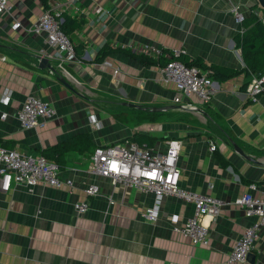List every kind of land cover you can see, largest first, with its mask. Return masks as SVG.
<instances>
[{
  "label": "crops",
  "instance_id": "obj_1",
  "mask_svg": "<svg viewBox=\"0 0 264 264\" xmlns=\"http://www.w3.org/2000/svg\"><path fill=\"white\" fill-rule=\"evenodd\" d=\"M54 3L80 22L69 33L75 61L61 63L44 36L30 32L46 9L41 0H9L10 12L0 14V57H4L0 58V92H12L10 104L0 107V114L7 113L0 117V146L37 155L85 132L94 146L66 154L60 171L73 179L72 194L41 184L32 189L14 184L7 192L0 191V263L223 264L250 222L233 200L252 182L264 190V96L250 101L245 87L241 88L250 77L240 74L213 81L211 100L203 103L191 96L188 100L197 110H184L173 102V87L159 84L158 66H142L121 54L108 55L101 62L94 59L109 43L153 55L163 49L179 51L199 56L206 64L241 68L244 63L233 38L238 25L231 7L239 5L247 15L254 1L48 0V5ZM16 21L19 27L13 25ZM41 57L53 68L43 67ZM104 61L120 71L114 74ZM31 94L51 102L56 115L42 127L25 130L15 113ZM151 107L160 110H148ZM113 108L125 115V121L113 117ZM145 110L163 118L152 122L136 117ZM91 114L102 123L100 128L91 125ZM134 134L152 137L148 146L156 150L164 149L167 140H180V184L225 201L214 221L209 215L203 217L210 236L207 246L195 245L174 230L191 216L192 205L165 196L157 221L147 222L140 212L152 205L151 193L125 190L88 172L96 146L131 140ZM210 143L216 146L213 151ZM220 157L229 164L223 166ZM91 182L99 185L100 194L89 199L87 212L78 214L74 204L85 199L83 187ZM251 253L252 260L236 264H264V229Z\"/></svg>",
  "mask_w": 264,
  "mask_h": 264
},
{
  "label": "built area",
  "instance_id": "obj_2",
  "mask_svg": "<svg viewBox=\"0 0 264 264\" xmlns=\"http://www.w3.org/2000/svg\"><path fill=\"white\" fill-rule=\"evenodd\" d=\"M226 1L232 3L234 0ZM10 8L9 0H0V14L9 13ZM231 9L238 25L237 31L243 32L244 13L239 5H232ZM61 12L63 9L60 3L49 4L32 24L30 32L43 35L45 42L55 51V57L61 63H67L77 60V56L74 43L60 28ZM262 20L264 23V18ZM13 25L19 27L20 22L16 21ZM140 51L150 53L147 50ZM173 53L178 54L179 51ZM0 58L4 59V57ZM104 65L110 66L114 74L120 71L109 61H104ZM157 69L159 84L173 87L176 92L173 102L179 104L182 109L197 110V107L188 100L191 96L197 97L203 103L211 100L214 82L197 67L171 59ZM244 93L250 101H258L264 96V73L251 75L245 85ZM11 99V90H2L0 107L8 106ZM55 115L54 105L35 94L28 95L15 113L19 126L25 130L42 127ZM6 116L5 111L0 114L1 118ZM89 121L94 129L102 126L94 114L89 115ZM180 147L181 141L178 139L167 140L166 147L161 150L132 140L98 145L90 156L88 172L109 178L113 186L121 185L125 190L134 189L142 193H151L152 205L140 212L142 219L147 222L157 221L161 200L165 196H173L192 205L191 216L182 225L174 226V230L190 238L195 245L207 246L210 236L208 225L202 222L203 217L209 215L210 221H214L225 201L216 196L190 190L180 184L178 162ZM215 148V144L210 143L209 149L213 151ZM14 184L24 185L28 189L39 184L47 185L66 189L69 194H72L75 188L73 179L63 177L57 165L48 161L43 155L23 154L15 149L0 146V191H9ZM260 189L257 183H249L242 195L233 200V204L242 209L250 222L244 227L223 264L245 262L259 232L264 229V190ZM83 193L85 199L74 204L78 214L88 211L89 199L100 194V187L97 183L91 182L83 187ZM108 201L110 204L113 203L111 197Z\"/></svg>",
  "mask_w": 264,
  "mask_h": 264
},
{
  "label": "trees",
  "instance_id": "obj_3",
  "mask_svg": "<svg viewBox=\"0 0 264 264\" xmlns=\"http://www.w3.org/2000/svg\"><path fill=\"white\" fill-rule=\"evenodd\" d=\"M249 6V12L245 15L242 21L243 32L237 31L234 34V42L237 49L240 50V55L243 60V67L233 68L219 64H206L199 56L187 55L184 52L174 54L172 50L163 49L157 55L146 53L144 51H137L130 47H123L121 45L111 46L105 43L97 52L95 61H103L108 55L121 54L138 61L142 66H160L165 64L168 60L175 59L182 63L195 66L200 71L205 72L208 78L212 81L223 82L229 80L237 75L244 74L246 78L253 74L264 73V8L260 7L256 0H253ZM41 2L48 7V0H41ZM80 22L69 16L66 12H61L60 28L70 38L71 30L77 28ZM71 39V38H70ZM75 47V46H74ZM246 82L241 87H245ZM113 117L117 120H124L125 115L114 114ZM140 120L147 119L152 122L160 121L163 116L156 112L139 111L136 115ZM132 135L131 140L139 144H151L152 137ZM94 146L90 136L87 132L78 133L69 136L68 138L49 146L40 151L48 161L54 162L59 169H63L66 165V154L69 151L85 152L89 151ZM221 164L226 166L229 164L226 160L220 157Z\"/></svg>",
  "mask_w": 264,
  "mask_h": 264
},
{
  "label": "water",
  "instance_id": "obj_4",
  "mask_svg": "<svg viewBox=\"0 0 264 264\" xmlns=\"http://www.w3.org/2000/svg\"><path fill=\"white\" fill-rule=\"evenodd\" d=\"M256 3L260 6V7H262V8H264V0H256ZM40 63L41 64H44L43 65V67H48V68H53L48 62H47V60L45 59V58H43V57H41L40 58ZM59 79H60V82L62 83V84H64L66 87H70V85H69V83L63 78V77H59ZM123 105H126V106H133V107H136V108H140V109H144V108H142V107H140L139 105H134V104H130V103H123ZM148 110H150V111H159L160 109H158V108H154V107H151V108H149ZM233 146L237 149V151L241 154V155H243V156H245L246 157V155L244 154V152L242 151V149H240L235 143H233ZM252 258H253V254L250 252L248 255H247V258L246 259H251L252 260Z\"/></svg>",
  "mask_w": 264,
  "mask_h": 264
},
{
  "label": "rangeland",
  "instance_id": "obj_5",
  "mask_svg": "<svg viewBox=\"0 0 264 264\" xmlns=\"http://www.w3.org/2000/svg\"><path fill=\"white\" fill-rule=\"evenodd\" d=\"M262 18H264V17L262 16ZM110 112H113L112 115L119 114V111L117 108H113L112 111H110ZM122 121H125V120H122Z\"/></svg>",
  "mask_w": 264,
  "mask_h": 264
}]
</instances>
